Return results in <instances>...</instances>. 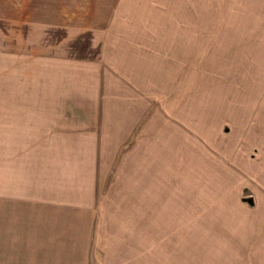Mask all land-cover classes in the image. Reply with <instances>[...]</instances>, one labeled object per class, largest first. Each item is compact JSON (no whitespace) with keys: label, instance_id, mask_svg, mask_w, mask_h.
<instances>
[{"label":"rangeland","instance_id":"obj_1","mask_svg":"<svg viewBox=\"0 0 264 264\" xmlns=\"http://www.w3.org/2000/svg\"><path fill=\"white\" fill-rule=\"evenodd\" d=\"M45 58L124 112L94 263L264 264V0H0V98L42 95Z\"/></svg>","mask_w":264,"mask_h":264},{"label":"crops","instance_id":"obj_2","mask_svg":"<svg viewBox=\"0 0 264 264\" xmlns=\"http://www.w3.org/2000/svg\"><path fill=\"white\" fill-rule=\"evenodd\" d=\"M46 58L42 95L0 98V264H96L100 178L117 149L108 130L123 109L101 108L94 71L70 70L94 61ZM123 116L141 130L137 113Z\"/></svg>","mask_w":264,"mask_h":264}]
</instances>
